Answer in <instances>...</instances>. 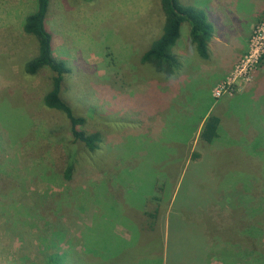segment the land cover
I'll use <instances>...</instances> for the list:
<instances>
[{"label":"rangeland","instance_id":"374dc122","mask_svg":"<svg viewBox=\"0 0 264 264\" xmlns=\"http://www.w3.org/2000/svg\"><path fill=\"white\" fill-rule=\"evenodd\" d=\"M188 2L205 11L214 40L209 57H199L184 24L172 48L180 66L167 81L140 61L161 32L159 0H50L46 27L53 56L69 70L60 96L85 118L86 132L99 133V147L90 151L74 142L63 115L42 103L51 70H24L37 53L35 39L22 29L34 0H0V264L126 262L132 205L123 203L132 201V190L119 196L117 187L132 189L135 168L147 174L148 186L165 180L169 202L205 114L221 117L225 133L213 167L214 174L222 172L220 185L230 177H252L248 198L213 189L210 214L223 217L232 232L230 209L247 201L249 216L263 221L260 232L244 227L228 234L222 248L246 244L243 264H264V91L246 93L264 69V0ZM234 138L259 159L249 160L236 146L228 149ZM190 176L186 188L204 185L206 194L212 188L209 180ZM254 178L260 184L251 186ZM217 250L208 256L210 264H223Z\"/></svg>","mask_w":264,"mask_h":264},{"label":"trees","instance_id":"16d2710c","mask_svg":"<svg viewBox=\"0 0 264 264\" xmlns=\"http://www.w3.org/2000/svg\"><path fill=\"white\" fill-rule=\"evenodd\" d=\"M185 2L182 3L179 0H159L163 15L161 32L151 41L148 48L140 56V61L142 63L151 65L153 69L163 75L167 81L176 78L175 71L180 66L178 58L173 54L172 48L177 44L180 38L181 28L184 24L188 25L189 39L194 46L196 54L201 58H207L210 54L209 49L212 43L213 27L208 20V16L202 8L193 6L190 2ZM49 6L50 0H34L32 10L29 11L23 19V31L31 35L37 44V53L34 57L25 62L24 70L29 74L36 73L44 67L51 70L50 88L43 95V105L47 109L57 111L63 115V120L74 142L81 143L90 151H94L99 147L98 142L101 139L99 133L86 132L83 129L85 118L75 114L71 106L60 96L63 79L69 70L63 61L57 60L53 56V35L46 27ZM221 127V117L218 115L205 114L199 123L197 144L194 146V149L190 150L188 154L185 155V158L183 157V160L185 159L186 162L185 173L178 185L173 184L170 188V190H174L172 199L168 202L167 197H164L166 187L165 180H163L162 185H158L154 182L152 193L145 201L147 205L152 203L154 208L157 206L154 211L145 212L146 217L151 218L153 221L151 225H153L154 221L160 216L157 204L163 205V210L167 209V214L165 216L168 219L169 232L166 257L165 260L159 258L157 264H210L208 256L211 255L215 249H219L217 251L220 252L223 264H226V260L234 264H243L241 258L245 257L249 252L246 244L241 247V244L236 243L237 245L233 247L228 246L227 249L226 247L222 248L221 239L227 237L228 234H235V230H244V227L250 228L253 233L261 231L263 221L259 216H256V219L249 216L251 214H249L247 209V201H245L243 205L241 203L237 209H230L231 215L228 216L229 222H231L230 225L233 227L232 232L228 230L229 224L226 223L223 217L218 218V215L212 216L209 212L211 203L215 199V197L213 198V189L220 193L223 191L224 193H229V198L233 197V195L242 197V195L245 194L246 198H248L250 191L248 189L250 186L248 181L252 178L247 176L246 179L238 180L236 177H230L228 178L227 186L220 185L222 172L219 175L214 174L215 170L213 167L217 161L216 156L218 155V151L222 149L218 139L221 138V134L225 133L220 132L222 129ZM225 128L229 130V128L232 129L233 127L230 125ZM236 133L239 134L237 131ZM227 136L233 137L234 134H231V136L227 134ZM235 142H237V140L234 138V142L230 141L226 144V147L229 149L232 146H236L241 150V154H243V152L244 154H246V152L248 153V156L247 154L246 156L249 160L259 159L258 154H254L253 151L245 152V150L240 149L246 146V144H236ZM252 157L253 159H251ZM208 164H210L211 167H203V165ZM262 165L264 166V163ZM243 167L249 170L245 166V160ZM240 169H242L241 166ZM70 172L71 165H67L64 171L66 178H70ZM192 172L210 181L212 188L208 186L210 189H208L207 194L202 192V187H204V185L200 186V184L199 188L195 186H193V188H186L184 186L185 183H190V180H185V178H191L192 176L190 175ZM261 172L264 173L263 168ZM261 175L257 174V176ZM257 176L254 175L253 177ZM169 177L173 178L170 175ZM163 178H165V176H163ZM252 180L253 185L251 184V186L260 184L258 178ZM205 186L207 185L205 184ZM181 188L182 190L179 191ZM199 189L201 191H199ZM157 191H159V193ZM166 205H168V207L165 208ZM253 210L254 212L256 211V209ZM249 220H251L252 224L246 223V221L248 222ZM221 221L224 224L219 226L218 222L221 223ZM224 246H226V244ZM261 246L263 247V243ZM258 251L253 249L252 253Z\"/></svg>","mask_w":264,"mask_h":264},{"label":"crops","instance_id":"0c3cea01","mask_svg":"<svg viewBox=\"0 0 264 264\" xmlns=\"http://www.w3.org/2000/svg\"><path fill=\"white\" fill-rule=\"evenodd\" d=\"M261 78L264 79V69L256 74L253 83L247 89L246 93H263L264 84L261 82ZM121 180L124 179L121 178ZM148 183L147 174H143L140 171H136L135 168H132V189L125 187L123 184L117 187L119 196L121 193H129V190H132V201H124L123 203V206H126V208L132 205V227L130 228L132 238L129 239L131 240V244L127 248L129 252L128 260L120 264H157L159 258L165 260L169 232L168 219L165 216L167 209H164L166 211L163 213V205L157 204L160 216L151 225L153 221L151 218L146 217L145 212L154 211L157 206L154 208L145 204V201L149 198L153 190V183L150 186H148ZM123 199L128 200L124 196ZM126 240L127 242L129 241L128 239ZM117 250L118 248H115L116 252Z\"/></svg>","mask_w":264,"mask_h":264}]
</instances>
